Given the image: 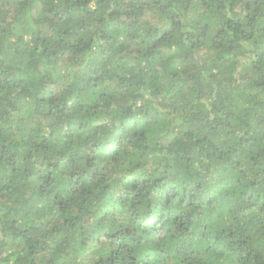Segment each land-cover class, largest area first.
<instances>
[{
    "label": "trees",
    "instance_id": "1",
    "mask_svg": "<svg viewBox=\"0 0 264 264\" xmlns=\"http://www.w3.org/2000/svg\"><path fill=\"white\" fill-rule=\"evenodd\" d=\"M0 264H264V0H0Z\"/></svg>",
    "mask_w": 264,
    "mask_h": 264
}]
</instances>
